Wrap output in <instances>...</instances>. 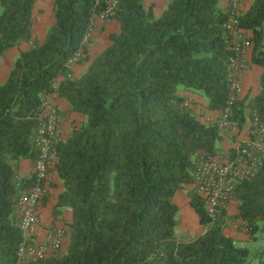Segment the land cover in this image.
<instances>
[{
	"label": "trees",
	"instance_id": "16d2710c",
	"mask_svg": "<svg viewBox=\"0 0 264 264\" xmlns=\"http://www.w3.org/2000/svg\"><path fill=\"white\" fill-rule=\"evenodd\" d=\"M34 4L0 0V58L30 43L0 86V264H17L16 202L32 182L20 177L19 163H34L40 100L58 78L57 96L70 113L84 116L57 146L52 168L62 186L52 214L71 212L67 246L28 264H264L262 251L223 233L225 216L209 224L194 190L189 206L204 232L191 239L175 234L173 197L192 184L194 162L225 155L216 128L183 107L178 95L180 89L200 93L212 113L224 105L231 53L219 0H169L159 16L143 0H118V33L70 79L65 64L86 52L90 40L83 44V38L102 3L53 0V24L41 42L32 38ZM240 27L251 34V64L262 73L259 93L234 104L237 129L246 114L264 120V0H251ZM233 201L231 220L247 222L251 235L264 227V161L236 184Z\"/></svg>",
	"mask_w": 264,
	"mask_h": 264
},
{
	"label": "built area",
	"instance_id": "2783aa9c",
	"mask_svg": "<svg viewBox=\"0 0 264 264\" xmlns=\"http://www.w3.org/2000/svg\"><path fill=\"white\" fill-rule=\"evenodd\" d=\"M102 9L91 20L83 44L90 39L96 20L109 22L114 20L118 0H100ZM247 0H228L226 17L223 29L228 39V50L231 55L228 59L227 86L228 93L223 107L216 113L205 114L201 121L205 125H212L221 136H226L235 128L231 120L234 104L239 100L242 92V74L246 69V55L252 48L250 37L240 27V18L244 13ZM83 55L77 51L65 64L69 71L67 78H72V68ZM61 78L56 79L39 104V123L33 140L36 158L33 163L32 182L17 199L18 226L22 238L16 248L17 264H28L43 261L50 256L60 253L64 249L66 231L56 228L38 240V206L47 194L48 172L57 160V146L62 139L61 118L54 104ZM183 107L189 108L188 102ZM264 161V120L258 114L251 115L250 135L246 141L227 157H200L193 164L191 187L204 202L209 224L225 216L230 210L233 192L236 184L254 176L258 167ZM233 228L249 232L248 223L235 220Z\"/></svg>",
	"mask_w": 264,
	"mask_h": 264
},
{
	"label": "crops",
	"instance_id": "0c3cea01",
	"mask_svg": "<svg viewBox=\"0 0 264 264\" xmlns=\"http://www.w3.org/2000/svg\"><path fill=\"white\" fill-rule=\"evenodd\" d=\"M169 0H143V6L146 10L151 9L155 16H159L166 8ZM228 0H219L220 7L226 11ZM251 0H247L244 10L246 11L250 6ZM157 11V12H156ZM33 27H32V38L36 41H43L46 35V30L53 24V0H35L34 8L32 11ZM119 31V25L115 20L109 22L95 21L94 28L90 35V43L86 47V52L83 53L81 59L72 68V77H79L86 70L89 62L98 54H100L108 45V36L110 34H117ZM246 34L250 37V32L246 31ZM30 43H21L19 46L8 50L2 58H0V86L5 83L14 60L19 56L21 52L26 51L29 48ZM246 69L242 74V92L239 99L245 96L254 97L260 91V76L262 70L251 64V50L246 55ZM178 95L184 97L186 102L191 104L193 112L198 116L200 114L210 113L207 109V101L198 93L180 90ZM58 114L61 118V130L62 139H66L75 124H78L84 120V116L81 114L70 113L68 111V105L66 101L60 97H57L54 101ZM251 116L246 114L245 121L240 129L236 127L231 131L228 136H222L218 148L224 153V156H218L227 158L235 152L250 135L251 128ZM201 120V119H200ZM232 153L228 155L227 152ZM227 153V154H226ZM33 173V164L28 160L20 161L19 163V175L20 177H29ZM47 194L41 200L38 206V228L36 232V238L38 240L43 239L46 234L56 228L64 229L67 232V224L71 219V212L64 210L63 214L54 217L52 210L56 204L57 197L62 190L61 181L56 175L53 169L48 172L47 182ZM193 190L191 185L186 187L183 191L177 192L173 197V202L177 206L179 204L182 207L189 206L188 195L185 196L183 193ZM180 197V198H176ZM190 207V206H189ZM236 214V203L232 200L230 202V210L223 217V233L233 239L236 244L243 246L247 240V235L233 228L230 225L231 217ZM196 225L191 228L187 225H181L179 228L182 233L192 234L193 231L201 235L204 232V227L199 224L198 217L195 214ZM177 228V226H176ZM67 241L64 242V249H66Z\"/></svg>",
	"mask_w": 264,
	"mask_h": 264
},
{
	"label": "rangeland",
	"instance_id": "374dc122",
	"mask_svg": "<svg viewBox=\"0 0 264 264\" xmlns=\"http://www.w3.org/2000/svg\"><path fill=\"white\" fill-rule=\"evenodd\" d=\"M180 90H182V89H180ZM194 93H196V92H194ZM198 94H200V93H198ZM188 104H189V108L192 109L191 104L189 102H188ZM204 115L205 114H200L199 118L202 119V117ZM226 136H228V135H226ZM183 194L185 196H187L188 192L183 193ZM176 198L178 199L180 197H176ZM177 209H178L177 215H176L177 228H175L176 237L178 239H189V238L191 239V238L198 236V234H196L194 231L192 234L191 233L190 234L182 233L180 228H179L181 225H184V226L187 225V226H190L191 228H193L197 224L196 220H194L195 213L192 210V208L189 206L188 207H182L179 204H177ZM232 224H233V220L230 221L231 226H232ZM235 229L240 231V232H243L247 235V240L245 241V243L243 245L244 247L248 248L252 252L262 251L264 253V227L259 226V229L253 235L249 234V232H244V231L240 230L239 228H235Z\"/></svg>",
	"mask_w": 264,
	"mask_h": 264
}]
</instances>
